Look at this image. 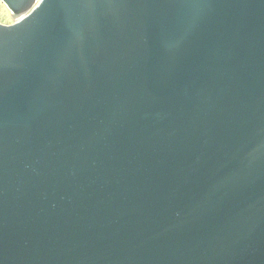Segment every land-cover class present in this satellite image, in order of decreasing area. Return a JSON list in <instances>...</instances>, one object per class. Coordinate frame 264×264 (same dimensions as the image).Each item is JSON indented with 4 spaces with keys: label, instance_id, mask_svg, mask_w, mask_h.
Segmentation results:
<instances>
[{
    "label": "water",
    "instance_id": "obj_1",
    "mask_svg": "<svg viewBox=\"0 0 264 264\" xmlns=\"http://www.w3.org/2000/svg\"><path fill=\"white\" fill-rule=\"evenodd\" d=\"M0 1V264H264V0Z\"/></svg>",
    "mask_w": 264,
    "mask_h": 264
},
{
    "label": "rangeland",
    "instance_id": "obj_2",
    "mask_svg": "<svg viewBox=\"0 0 264 264\" xmlns=\"http://www.w3.org/2000/svg\"><path fill=\"white\" fill-rule=\"evenodd\" d=\"M40 1V0H39ZM35 3L37 5L39 3ZM0 24L2 25H12L14 24V19L11 15L9 8L0 1Z\"/></svg>",
    "mask_w": 264,
    "mask_h": 264
}]
</instances>
